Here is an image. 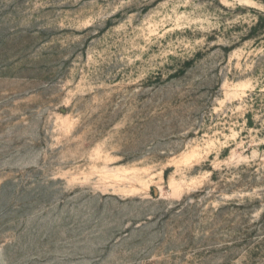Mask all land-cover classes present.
<instances>
[{"label":"rangeland","instance_id":"obj_1","mask_svg":"<svg viewBox=\"0 0 264 264\" xmlns=\"http://www.w3.org/2000/svg\"><path fill=\"white\" fill-rule=\"evenodd\" d=\"M0 264H264V0H0Z\"/></svg>","mask_w":264,"mask_h":264}]
</instances>
